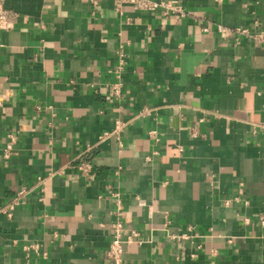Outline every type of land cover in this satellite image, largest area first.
<instances>
[{
	"label": "crops",
	"instance_id": "1",
	"mask_svg": "<svg viewBox=\"0 0 264 264\" xmlns=\"http://www.w3.org/2000/svg\"><path fill=\"white\" fill-rule=\"evenodd\" d=\"M4 1L0 264H264V0Z\"/></svg>",
	"mask_w": 264,
	"mask_h": 264
},
{
	"label": "built area",
	"instance_id": "2",
	"mask_svg": "<svg viewBox=\"0 0 264 264\" xmlns=\"http://www.w3.org/2000/svg\"><path fill=\"white\" fill-rule=\"evenodd\" d=\"M4 0H0V32L3 30H8L13 27L14 24V17L15 12L8 10L4 7ZM93 3H96V0H93ZM117 3H127L130 6H132L136 10H143V11H155L158 8H163L164 13H173L180 16H184L185 11L183 7H181L178 3H176L174 0H117ZM219 30H224L225 28L223 26H218ZM235 30L244 36L255 39L257 41L264 43V30L262 31H253L249 30L245 27H237ZM1 39V38H0ZM1 45V41H0ZM115 93L118 94L119 90L116 86ZM262 90H264V86L262 87ZM126 125V122L120 119H116L114 122V129L116 136L119 135V132L124 128ZM108 135V133H104L103 136ZM149 135L151 137H155V131L150 130ZM101 136V137H103ZM16 139V136L14 134H9V141L5 145L2 156L4 158H9L11 156L12 151V144L14 143ZM77 169L83 172V174H87L89 171V163L86 161L80 162L77 166ZM28 191L26 189H21L17 192L16 197L11 201V203L8 205L9 208H12L13 205H17L20 203L22 197L27 193ZM118 204V209H120V205ZM121 212L118 211V216ZM260 221L262 224H264V215H260ZM113 233L111 236L109 247L106 250V256L110 260L111 264H123V257H122V251H123V245L130 243V242H141V237L139 236V233L135 230H130L126 232L123 228V220L121 217H117L113 224ZM34 249L36 248L35 245L31 244V246ZM27 250V247H26ZM28 261V260H27ZM27 264H31L27 262Z\"/></svg>",
	"mask_w": 264,
	"mask_h": 264
}]
</instances>
